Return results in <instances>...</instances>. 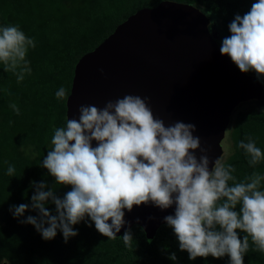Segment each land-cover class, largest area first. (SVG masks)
Instances as JSON below:
<instances>
[{
  "label": "clouds",
  "instance_id": "clouds-1",
  "mask_svg": "<svg viewBox=\"0 0 264 264\" xmlns=\"http://www.w3.org/2000/svg\"><path fill=\"white\" fill-rule=\"evenodd\" d=\"M210 25L211 18L209 28L218 36ZM229 30L221 54L229 56L242 72L264 77V0L253 3L246 14H237ZM29 46L35 47L34 40L18 25L0 27V62L6 72L16 74L18 82L31 73L26 59ZM55 95L58 100L65 98V88ZM149 99L128 94L109 100L103 108L81 105L78 119H67L66 126L55 129L52 148L42 162L56 183L70 185L71 190L61 198L54 190L45 191V182L34 181L31 205H12L13 216H23L29 207L38 210L39 217L29 215L21 223L34 225L45 240L54 239L59 229L65 242L78 234L73 225L90 217L99 233L114 240L126 223L125 209L130 212L134 205L151 202L163 210L175 204V214L164 220L190 259L227 254L230 264H244L249 237L255 250L264 252V175L254 171L235 182V169L225 165L223 156L210 169L207 149L193 135L196 126L181 121L166 126L155 118ZM10 107L19 114L15 104ZM239 147L252 166L264 159L251 137L247 143L241 140ZM197 149L205 154L197 157ZM14 173L10 165L7 174ZM49 201L55 205V215L46 207ZM237 229L247 233L242 240ZM132 239L129 227L122 240L131 247ZM170 258L176 260V254Z\"/></svg>",
  "mask_w": 264,
  "mask_h": 264
},
{
  "label": "trees",
  "instance_id": "trees-1",
  "mask_svg": "<svg viewBox=\"0 0 264 264\" xmlns=\"http://www.w3.org/2000/svg\"><path fill=\"white\" fill-rule=\"evenodd\" d=\"M162 1L0 0V27L18 25L35 42L26 55L31 73H26L23 81L18 82L16 74L6 72L0 62V264H230L227 254L220 258L209 255L190 259L186 250H180L178 238L167 223L160 226L152 240L146 237L142 226L134 225L131 247H127L122 240L124 233L114 240L108 239L86 217L73 225L78 234L65 242L59 229L54 239L45 240L34 225L21 223L29 215L39 217L38 210L29 207L19 218L9 210L12 205H31V196L36 192L34 181L45 182L44 190H54L61 198L71 190L70 185L56 183L42 162L52 148L55 129L66 126L67 99L76 65L131 14L144 7H156ZM173 1L191 4L205 12L211 18L210 27L217 23L220 46L223 38L231 35L229 24L235 16L246 14L257 2ZM261 78L264 83V77ZM61 87L65 88L66 97L58 100L55 94ZM252 101L255 106L232 114L227 127L232 152L223 162L235 169L232 173L235 182L244 181L254 171L264 175V159L252 166L250 157L239 147L241 140L247 143L251 137L264 152V90L261 99ZM12 104L19 108V114L10 107ZM10 165L15 168L12 176L7 174ZM233 183L229 181L230 185ZM46 207L56 214L50 201ZM239 208L237 205L235 210ZM237 233L241 240L247 235L239 229ZM172 253L176 254V260L170 258ZM244 264H264V252L255 250L251 237Z\"/></svg>",
  "mask_w": 264,
  "mask_h": 264
},
{
  "label": "water",
  "instance_id": "water-1",
  "mask_svg": "<svg viewBox=\"0 0 264 264\" xmlns=\"http://www.w3.org/2000/svg\"><path fill=\"white\" fill-rule=\"evenodd\" d=\"M209 24L203 11L185 2L164 0L137 10L78 61L67 118L78 119L81 105L103 108L128 94L150 98L155 118L166 126L176 121L196 126L193 135L207 149L211 169L224 154L233 110L242 101L261 99L264 83L221 54ZM92 144L97 146L95 140ZM175 208L162 210L149 202L125 209L126 223L116 235L138 224L152 240Z\"/></svg>",
  "mask_w": 264,
  "mask_h": 264
},
{
  "label": "rangeland",
  "instance_id": "rangeland-1",
  "mask_svg": "<svg viewBox=\"0 0 264 264\" xmlns=\"http://www.w3.org/2000/svg\"><path fill=\"white\" fill-rule=\"evenodd\" d=\"M216 24L214 25V28L211 27L212 30H216L217 31ZM249 73H252V72L249 71ZM255 104H256V102L252 101V99L248 100L245 103H241L235 108V110L233 111V114L235 115L237 112L240 111V109H247V108H250L252 106H255ZM222 146L224 148V154H223L222 160H225L229 156V154L232 152V150H231V140H230V137H229V134H228V130H226V135H225V137H224V139L222 141Z\"/></svg>",
  "mask_w": 264,
  "mask_h": 264
}]
</instances>
